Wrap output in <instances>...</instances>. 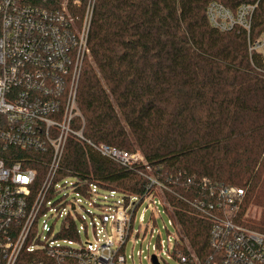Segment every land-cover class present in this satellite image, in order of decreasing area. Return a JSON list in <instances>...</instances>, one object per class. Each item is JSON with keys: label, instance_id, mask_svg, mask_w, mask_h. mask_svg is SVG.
<instances>
[{"label": "trees", "instance_id": "16d2710c", "mask_svg": "<svg viewBox=\"0 0 264 264\" xmlns=\"http://www.w3.org/2000/svg\"><path fill=\"white\" fill-rule=\"evenodd\" d=\"M256 1L96 0L77 98L84 136L95 145L140 151L150 171L125 168L71 137L58 179H77L83 195L96 185L98 194L116 193L125 205L145 196V176L158 179L168 189L153 190L169 204L165 213L191 251L206 257L212 223L190 205L202 200L206 178L243 189L239 223L264 234V218L253 220L255 209L264 217L262 58L251 59L244 31H217L206 15L212 2L235 12ZM86 3L75 12L80 20ZM263 33L264 0L252 39ZM81 127L77 119L73 128ZM175 253L188 249L176 243ZM28 260L24 254L18 264Z\"/></svg>", "mask_w": 264, "mask_h": 264}, {"label": "built area", "instance_id": "2783aa9c", "mask_svg": "<svg viewBox=\"0 0 264 264\" xmlns=\"http://www.w3.org/2000/svg\"><path fill=\"white\" fill-rule=\"evenodd\" d=\"M95 1L87 0L80 20L75 12L85 0H0V264H18L24 254L29 256L27 264H127L125 246L134 233L140 206L146 201L156 209V204L164 210L169 206L153 193L168 189L149 175H144L148 180L145 196L128 205L116 193L98 194L96 185L83 195L77 179L72 184L65 177L58 179L71 137L125 168L145 166L150 171L140 151L95 145L84 136L77 98L90 56ZM261 1L241 5L235 12L212 2L206 15L217 31H244L249 56L260 55L264 72V33L252 39ZM77 119L82 127L74 130ZM200 186L202 200L189 204L212 223V253L199 257L190 248L186 255L175 253L176 243L183 241L172 220L177 236L167 245L168 253L176 255L180 264H264V234L239 223L245 191L206 178ZM49 217L62 220L58 232L48 226ZM89 232L93 242L83 243L81 235L88 238ZM153 257L161 263L160 256L152 255L151 264Z\"/></svg>", "mask_w": 264, "mask_h": 264}, {"label": "rangeland", "instance_id": "374dc122", "mask_svg": "<svg viewBox=\"0 0 264 264\" xmlns=\"http://www.w3.org/2000/svg\"><path fill=\"white\" fill-rule=\"evenodd\" d=\"M64 182V181H63ZM66 183H75L74 178H67ZM67 193L72 197L71 192L68 190ZM150 204V205H149ZM157 209L151 202H144L136 214L134 233L127 241L125 246L124 255L127 258V264H151L150 258L152 255H158L162 259L160 264H180L178 260L174 259L171 253L167 251V245H171L177 232L171 225V220L168 215L164 212L163 207L160 204H156ZM70 209V208H68ZM152 210L154 214L152 216ZM257 211V216L253 219L259 221L263 219L261 210H254L253 214ZM84 214V211H79ZM143 216V221L141 218ZM49 227H54V232H58L62 225V220L54 221V217L46 219ZM78 225H83V222L77 220ZM139 233V237L136 236ZM183 244L186 245L187 249L190 248L188 240L181 231L180 235ZM83 243L91 241L93 237L91 232L88 233V238L82 234L81 239ZM169 240L170 243H169ZM80 242V241H78Z\"/></svg>", "mask_w": 264, "mask_h": 264}, {"label": "water", "instance_id": "95a60500", "mask_svg": "<svg viewBox=\"0 0 264 264\" xmlns=\"http://www.w3.org/2000/svg\"><path fill=\"white\" fill-rule=\"evenodd\" d=\"M153 262H154V264H157L158 263L157 262V259L155 257H153Z\"/></svg>", "mask_w": 264, "mask_h": 264}]
</instances>
